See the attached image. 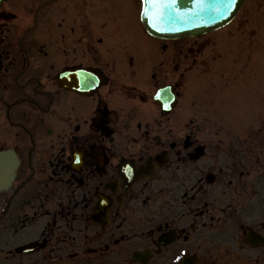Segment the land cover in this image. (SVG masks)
<instances>
[{
  "label": "flooded vegetation",
  "instance_id": "flooded-vegetation-1",
  "mask_svg": "<svg viewBox=\"0 0 264 264\" xmlns=\"http://www.w3.org/2000/svg\"><path fill=\"white\" fill-rule=\"evenodd\" d=\"M62 1L41 0L39 7L24 8L22 15L12 7H0V147L14 148L19 158L15 190L0 193V204L10 199L2 219L12 230L8 253L0 257V264H113V252L120 253L123 264H139L129 257L145 249L149 250L145 263L165 264L177 248L193 250L190 232L203 233L204 238L214 224L234 231L207 235L212 248L199 249L206 261L200 264L219 263L229 253L224 245L230 242L238 250L239 264H264V247L250 249L244 239L234 238L240 221L257 228L256 202L251 203V193L241 197L246 178L227 169L230 178L223 182L225 170L213 173L212 185L216 183L219 192L229 188L234 202L209 206L211 191L204 167L193 157L198 143L184 131L187 124L178 130L176 121L169 120L175 113L159 117L150 89L129 82L130 76L136 81L143 75L113 71L114 44L119 56L126 54V47L110 40L111 28L96 22L94 10H67ZM77 66L99 69L91 72L95 88L76 92L65 87L62 78L76 82L78 73L62 72ZM149 76L159 85L169 75L154 71ZM170 82L178 96L180 82ZM76 151L79 160L73 169ZM122 157L131 159L134 167L149 159L153 167L152 178L136 179L124 200L117 196L121 190L117 165ZM193 170L198 175L192 182ZM97 191L108 202L103 204L107 219L101 224L94 215ZM148 191L154 199L143 195ZM139 203L152 204V228L143 232L142 217L137 216V223L120 232L129 214L123 207L138 208ZM170 231L174 239L158 246L157 239ZM129 234L137 238L130 239ZM21 243L34 249L17 253ZM194 257L199 259L197 254Z\"/></svg>",
  "mask_w": 264,
  "mask_h": 264
},
{
  "label": "rangeland",
  "instance_id": "rangeland-1",
  "mask_svg": "<svg viewBox=\"0 0 264 264\" xmlns=\"http://www.w3.org/2000/svg\"><path fill=\"white\" fill-rule=\"evenodd\" d=\"M131 3L133 13L136 14L139 0H132ZM139 44L143 45V42L139 40ZM181 46L182 55L176 52ZM174 47L176 51L173 54ZM166 50L168 55L166 51L163 52V64L159 72L160 75H169L168 80L173 81L177 80L180 72L186 76L182 79L184 85L179 88L180 95L184 94L181 100H185L191 94L194 103L192 121L196 120L197 123L196 137L201 135L199 140L207 148L198 161L204 167V172L225 170L223 182L230 178L227 169H251L255 172L260 163L264 162V0H245L237 16L225 27L196 38H183L169 43ZM186 50L188 53L184 55ZM133 53L134 59L131 54L122 58V66L123 70L136 73L148 64L144 61L138 64L139 57L135 50ZM173 66L176 70H173ZM206 79L210 81L206 82ZM209 93H213L214 97L224 93L225 97L218 101L217 97L210 99ZM203 108L207 109L210 123L201 121L205 116ZM210 113L213 114V120ZM199 140L197 142L201 143ZM258 152L261 154L258 155ZM214 164L216 167H213ZM191 174L193 182L198 172L193 170ZM218 188L217 184L210 187L209 206L222 207L228 201L230 194L224 190L218 194L213 192ZM263 190L264 183H261V194ZM26 227L23 232L28 229ZM226 232L229 233V230L226 229ZM217 237L215 234L212 241L216 242ZM225 248L229 253L224 254V257L219 258V263L215 264H236L233 254L237 257V264L241 263L238 250L235 251L231 242ZM200 257L202 259L204 255Z\"/></svg>",
  "mask_w": 264,
  "mask_h": 264
},
{
  "label": "water",
  "instance_id": "water-1",
  "mask_svg": "<svg viewBox=\"0 0 264 264\" xmlns=\"http://www.w3.org/2000/svg\"><path fill=\"white\" fill-rule=\"evenodd\" d=\"M244 0H236L231 10L223 15L214 10L215 6L223 8L225 0H204L205 7L201 10L197 0H177L175 10L170 11V19L159 25L163 30L153 27L152 21L141 14V19L147 31L162 38H178L192 36L220 27L230 21L237 13ZM7 155L0 154V161H5ZM15 165L9 162L0 168V187H6L12 179Z\"/></svg>",
  "mask_w": 264,
  "mask_h": 264
},
{
  "label": "snow or ice",
  "instance_id": "snow-or-ice-1",
  "mask_svg": "<svg viewBox=\"0 0 264 264\" xmlns=\"http://www.w3.org/2000/svg\"><path fill=\"white\" fill-rule=\"evenodd\" d=\"M177 0H141V14L152 21L153 27L163 30L159 25L170 19V11L175 10ZM236 0H225L223 8L215 6L214 10L223 15L229 12ZM197 6L203 10L204 0H197ZM185 253H181L176 259L181 261Z\"/></svg>",
  "mask_w": 264,
  "mask_h": 264
}]
</instances>
